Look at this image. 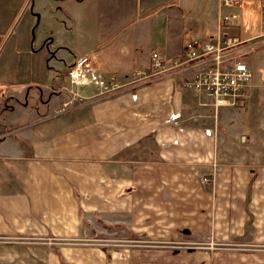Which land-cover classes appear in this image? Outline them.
I'll use <instances>...</instances> for the list:
<instances>
[{
    "label": "crops",
    "instance_id": "1",
    "mask_svg": "<svg viewBox=\"0 0 264 264\" xmlns=\"http://www.w3.org/2000/svg\"><path fill=\"white\" fill-rule=\"evenodd\" d=\"M242 1L246 17L264 12L263 0ZM218 8L219 0H0V60L11 43L0 76L13 69L35 83L0 86V264H264V131L232 128L230 108L182 86L190 71L107 98L80 87L81 100L66 77L87 54L98 74L128 83L152 51H168V33L176 52L184 34L211 36ZM85 234H109L108 255L78 243ZM172 242L189 257L167 258L161 244Z\"/></svg>",
    "mask_w": 264,
    "mask_h": 264
},
{
    "label": "built area",
    "instance_id": "2",
    "mask_svg": "<svg viewBox=\"0 0 264 264\" xmlns=\"http://www.w3.org/2000/svg\"><path fill=\"white\" fill-rule=\"evenodd\" d=\"M243 7L242 0H219L217 27L212 35L206 39H190L184 44L180 56L170 65L165 66L159 54L153 53L152 75L159 78L180 69L190 71L183 85L209 97L215 109L236 107L243 103L250 94L253 82V73L244 60L253 45L252 37L241 38L238 34L223 31L224 27H229L237 19ZM90 62L89 55H82L68 67V81L76 90L94 83L97 86L95 95L111 96L123 88L121 83H105L90 68ZM74 94L78 95L77 92ZM207 181V178L199 179L200 183Z\"/></svg>",
    "mask_w": 264,
    "mask_h": 264
},
{
    "label": "rangeland",
    "instance_id": "3",
    "mask_svg": "<svg viewBox=\"0 0 264 264\" xmlns=\"http://www.w3.org/2000/svg\"><path fill=\"white\" fill-rule=\"evenodd\" d=\"M249 9L250 8L248 7L247 10H249ZM250 11H251V13L248 15V17L245 16V15H247V13H245V12H244L245 15H244V13L239 14L237 19L233 20L232 23L229 25V27L223 28V31L237 35V32L239 31L238 30L239 26H236V24L240 25V21H243L241 23L240 33L238 35L241 38L252 37L253 45H252L251 49L248 51V53L245 55L244 60L247 61V63H248V61H249L248 59L251 57L252 59L250 60V63L251 62H254V64L256 63L257 72L256 71L252 72L253 73V82H252L251 88L253 86H258V87L255 88L254 93L249 94L250 96H248V98L243 103H241L240 105H238L236 107H230V111L227 115V118H229V120L232 122V124H230L232 128L245 130L247 133H249L250 131H252L254 129H256L257 131H259V130L264 131V12L261 11V12H263L261 15L259 9H254V10L250 9ZM196 13H199V12H196ZM242 16H245V18L242 19ZM199 18H201V17H199ZM261 18L263 20V22H262L263 24L260 21ZM197 22H199V21L197 20ZM236 22H238V23H236ZM168 23L169 24H175L176 20L169 19ZM234 26H236V27H234ZM167 30H168V32H170L169 28H167ZM259 33H262V34H260L259 36H256ZM187 38H189L187 36V34H184L183 38L181 39V43L186 44L188 41ZM167 39H168L167 43L169 45L168 51H166V50L152 51L150 56L146 60V63H145V61L143 62L144 67L136 66V69L134 70V72H132L128 76L127 75L125 76L127 78L126 81L128 83L124 84L123 82H121L120 80H125V78H122L120 76L119 77H113V76L105 77V76L98 74L95 71V67H94V64L92 61V57L89 55L90 59H91L90 68L93 70V72L95 74H97L99 77L104 79L105 83H109V84L111 82H114L115 84H120V83L122 84L123 83V85H124L123 88L118 93H116L114 95H117L120 92H122L125 89V86H137V84L139 85L141 83H147V82L151 83V82H155L159 79L169 77V76H163V77L158 78V76L152 75V73L154 71L152 68V54L153 53L159 54V56L164 60L165 66L172 64L173 61H175V59L180 56V53L182 50L176 52L178 50V44L176 41V32L168 33ZM202 39H206V37L202 38ZM10 45H11V43L7 42V41L4 44L5 48L2 51L3 54H2V58L0 60V63H2V65H4L3 63H8V60L6 58L9 56V54H7V55H5V54L8 52ZM168 52L169 53L176 52V54L173 55V54H169ZM83 55H87V54H83ZM80 56H82V55H80ZM80 56H78V57H80ZM0 67H1V65H0ZM139 68H141V69H139ZM142 69H147V70L143 72ZM6 71H7L6 74L0 76V86H3V90H4L5 86H6V88L10 87V86H14V85H20L21 86V82H22V86H31V85L35 84L31 80V76H26L25 74H16L13 69H6ZM177 72L178 71H174L172 73V75L175 74L176 76H178L176 74ZM66 77H67V71H66ZM188 77H186V79L182 80V86H184L183 83H184V81L188 80ZM97 79H99V78H97ZM131 83H133V84H131ZM134 84H136V85H134ZM81 87H84V86H81ZM85 87H89L91 89V91H93L92 94H93V97H95V98H107V97L114 96V95H111V96L95 95L97 92L96 91L97 86L94 83L91 85H87ZM73 88H74V90H70L71 99H73L74 97L77 98L78 100L87 98V97H84L83 94L80 93V91H79L80 87L77 90L74 86H73ZM8 92H10V91H8ZM74 92H77L78 95L74 94ZM253 94H254V97H253L252 102L247 101L250 98H252ZM68 104H70V102L65 103V105H68ZM73 106H75V105H73ZM9 109H10L9 107L3 108V110H9ZM14 115H12V116H14ZM220 130H222V128H220ZM261 137H262V135H261ZM256 141L258 144V148L264 150V143H263V146L260 145L262 139H259ZM185 234L186 233L183 232L182 235L180 236V238H185V236H186ZM83 237H85V239H83ZM78 243L89 244V245L101 244V245H103L104 249L106 250V253L108 254V249L110 247L109 234H105V235H101V236H99L97 234H94V235L90 234V236L85 234L84 236H81ZM175 243H178V242H175ZM175 243L174 242H172L170 244L167 243L166 246L161 244V247L167 248L166 249L167 250V252H166L167 258L172 255L171 253L174 254V252H176V256H177V253L179 252L182 256L181 258H188L189 254L187 253V251H185L184 249L178 250L180 248H183L184 246L180 245L179 246L180 248H177L178 245ZM214 247H217V245H214ZM168 248H172L174 250L168 249ZM178 256H180V255H178Z\"/></svg>",
    "mask_w": 264,
    "mask_h": 264
},
{
    "label": "trees",
    "instance_id": "4",
    "mask_svg": "<svg viewBox=\"0 0 264 264\" xmlns=\"http://www.w3.org/2000/svg\"><path fill=\"white\" fill-rule=\"evenodd\" d=\"M108 255V254H107ZM63 264H66V263H64V262H62Z\"/></svg>",
    "mask_w": 264,
    "mask_h": 264
}]
</instances>
